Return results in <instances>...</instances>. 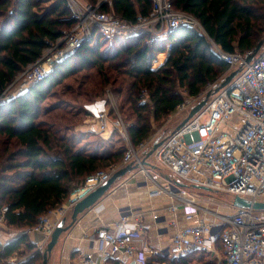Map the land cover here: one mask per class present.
<instances>
[{
	"label": "trees",
	"instance_id": "trees-1",
	"mask_svg": "<svg viewBox=\"0 0 264 264\" xmlns=\"http://www.w3.org/2000/svg\"><path fill=\"white\" fill-rule=\"evenodd\" d=\"M100 1L89 0L94 5ZM170 1L195 16L205 31L198 26L176 28L170 36L173 46L159 67H153V60L167 51L165 41L151 43L149 34L143 33L124 37L123 44L117 43L122 37H115L105 45L109 38L98 36L55 63L27 90L0 102V213L8 206L7 223L16 228L6 232L8 241H0V264H8L16 253L35 251L28 228L35 226L40 216L62 206L88 176L120 162L126 151L117 129L109 138L92 130L89 135L94 140L81 145L77 133L70 132L71 126L63 127L62 132L40 120L45 113L43 102L56 85L82 70L95 72L90 78L96 97L104 95L108 85H115L119 95L125 93L126 105L133 113L129 134L137 145L151 137L155 123L186 100L182 88L190 97H197L209 84L217 86L229 74V64L214 51L212 40L227 52L247 55L264 38V0ZM101 10L136 22L140 15L152 12L153 0H105ZM75 23L67 0H53L45 8L42 0H0V93ZM145 90L148 97L143 101ZM110 115L117 117L114 111ZM116 135L123 145L116 146ZM217 245L221 249L223 242ZM42 257L41 252H35L22 264H43ZM209 257L210 253L203 251L166 261L213 264Z\"/></svg>",
	"mask_w": 264,
	"mask_h": 264
},
{
	"label": "built area",
	"instance_id": "built-area-1",
	"mask_svg": "<svg viewBox=\"0 0 264 264\" xmlns=\"http://www.w3.org/2000/svg\"><path fill=\"white\" fill-rule=\"evenodd\" d=\"M100 2L94 5L90 2L83 4L81 0H67L78 27L70 35L64 32L66 44L57 54L47 60L44 58L49 54H44L26 69L22 76L26 77L29 86L48 74L47 64L61 62L77 53L85 41L93 42L98 36L113 39L147 33L151 43L169 40V52L173 46L170 36L179 26H198L205 31L195 16L175 8L170 0H153L152 12L148 16L140 15L136 22L101 11ZM152 17H156L154 23L150 21L142 25ZM58 40L52 44L51 50L60 47ZM212 44L214 51L229 64V73L240 66L241 70L227 85L211 95L184 125L165 136L151 156H147L148 151L157 138L150 137L134 144L129 134L130 124L120 115L116 118L110 116L111 109L117 108V104H110L109 98L103 99L101 106L87 104L85 107L99 122L101 131L112 123L123 137L126 151L120 169L129 163L136 164V170L151 187L149 194L165 195L171 199V204L164 210H183L186 223L180 226L177 221H172L178 229L164 253L172 258H181L204 251L211 254L215 260L213 264H264V210L234 203L236 195L252 201H264V45L247 62V55L242 52H227L214 40ZM23 86L16 94L29 88ZM215 88L216 83H212L199 96H189L177 105L174 113L191 110L209 90ZM11 96L9 94L8 97ZM3 98L4 94L0 93V102ZM117 168V164H111L108 169L88 176L71 196V202L82 199L109 180ZM187 183L234 196L229 202L216 199L212 204L211 198L192 192ZM66 207L68 205L64 204L39 217L38 223L29 228L28 233L41 234L43 241L36 242L35 251L23 258L15 254L10 258V264H22L35 252L43 253L57 226L59 218L54 220V217ZM7 211L8 206L2 207L0 234L10 228L5 216ZM154 217L159 218V214ZM146 234L147 227L141 217L123 215L115 222L96 228L93 239L98 244L97 248L81 251L78 262L115 264L117 254L133 259L138 251L136 240L140 238L145 240L144 249L154 253L145 239ZM220 241L223 242L221 249L217 245Z\"/></svg>",
	"mask_w": 264,
	"mask_h": 264
},
{
	"label": "crops",
	"instance_id": "crops-1",
	"mask_svg": "<svg viewBox=\"0 0 264 264\" xmlns=\"http://www.w3.org/2000/svg\"><path fill=\"white\" fill-rule=\"evenodd\" d=\"M76 130L80 132L100 131L104 137L108 138L116 128L112 123H109L108 128L101 131L99 122L92 116H89L83 125L76 127ZM124 177L126 178L122 177V180H118L96 204L80 214L74 225L60 237L59 245L54 250L50 264H79L78 255L81 251L96 249L98 246L97 242L93 239L96 228L115 222L123 215H133L134 217H141L143 219L147 227L145 239H147L149 246L155 252L150 253L145 250V240L144 238H140L136 240L138 251L133 259H128L121 254H117L114 263L170 264L166 260L172 257L164 253L163 250H166L170 246L174 234L178 229V226L172 225V221H177L180 226L186 223L183 210L175 212L164 210L165 206L171 204V199L165 195H150L149 190L151 187L136 169L127 173ZM193 186L202 189L198 186ZM194 193H200L207 197L205 193L200 191ZM209 198H211L212 204L216 202V198ZM155 214H159V218L156 219L154 217ZM28 234L30 240L34 243L42 242L44 239L39 233ZM209 258H212L211 254ZM212 260L214 259L212 258ZM191 264L203 263L194 262Z\"/></svg>",
	"mask_w": 264,
	"mask_h": 264
},
{
	"label": "rangeland",
	"instance_id": "rangeland-1",
	"mask_svg": "<svg viewBox=\"0 0 264 264\" xmlns=\"http://www.w3.org/2000/svg\"><path fill=\"white\" fill-rule=\"evenodd\" d=\"M52 1L53 0H42V6L44 8L49 6V4ZM81 1L83 2V4H87L89 2V0H81ZM102 4L103 3H101V2H100V5L98 4L100 6V8H101ZM78 9H82V6H78ZM107 13H111V12H107ZM111 14H113V13H111ZM155 19H156V17H152V18L148 19L146 22H143L142 25L147 24V22L149 24V23H151L150 21H152L154 23ZM76 24L77 23H75L70 29L66 30L65 35L68 33H69L68 35H70L71 32L75 29V27H78L77 26L78 24L77 25ZM64 36L58 40V42L60 43V47L56 48L55 50H51V47H52V45H51L50 47H48L44 51V54H47V55L49 54L47 57L44 58V60H47V58L50 57L51 55L53 56V55L57 54L58 51L64 47V45L66 44V40H67V39H65ZM118 37H122V38H118L117 43L123 44L125 42L124 36H118ZM111 42L112 41L109 38V40L107 41V43H105V45L110 44ZM165 42H166V44H168L169 40H166ZM55 43H57V42H55ZM167 51L163 55H159L155 60H153V67L154 68L159 67L161 64H163L165 62L167 56L169 55V53ZM160 57H162V58H160ZM55 63H58V62H54L53 64H47V65L45 64L46 70L48 73L53 69V67L55 66ZM27 68H25L23 71L18 73L17 77L12 81V83L3 92H1L4 94L3 99H6L9 96V94H10V96L11 95L12 96L17 95L16 91L19 88H21L23 85H24L23 88L29 87V85L27 84L26 77L22 76V74L26 71ZM92 74H95V72L89 71V70H82L80 72H77L76 74L69 76L63 82L56 85L53 88L52 93H50L48 98L43 102V112H45V113L44 114L42 113L41 117H40V120H45L50 124H54L55 127L57 126V127L61 128L62 132H64L63 130L65 127L71 126L70 127L71 129L69 128L71 130L70 132H73V133L76 132L77 133L76 135L80 138L81 145L86 144V142H91L94 140V138L89 135L90 131L80 132V131L76 130V127H78V125L79 126L83 125L85 120L88 119L89 116H91V115L86 114V112L90 113L87 110V108L85 107L87 104H91V106H93V105L94 106H101L100 104H102L101 102L103 101V99L109 98L110 104H117V108L111 109V111H114V113L117 116L120 115L121 117H123V119L125 120V122L128 125L134 121L133 117H132L133 113L128 108V105H126L125 93L123 95H119L115 90V87H114L115 85H113V84L108 85L105 88V94L104 95L99 96V97L94 96L95 93H92L94 82H93V78H90V76ZM181 91L186 96V99H188L189 98V95L187 94L188 91L185 88H182ZM146 93H147V91L145 90V92L143 94V97H144L143 100H147L148 95ZM124 103H125V108L122 109V104H124ZM85 109H86V111H85ZM189 112H190V110H185L183 112H177V113L173 112V113L169 114L162 121L155 123L154 130L152 132L151 137L164 138L165 136L169 135L175 129V127L178 124H180L183 119L186 118V116L188 115ZM110 116L112 117V115H110ZM129 127H130V125H129ZM102 136L104 137V135H102ZM105 138H107V137H105ZM115 138H116L115 139L116 141H114V142H116L115 144L117 147L121 146V145H123V143H125V141L123 143L121 142L118 135H116ZM109 142H110V139H108L107 144H109ZM114 164H117V166H118L117 171H118L120 169V167L122 166V160L120 162H117ZM108 167L103 168L102 170H106V169H108ZM123 178H126V177H123ZM123 178H121L119 180H122ZM187 185L189 186V188L192 191H194V192L200 191L202 193H205L207 195V197L208 196L214 197L219 202H229L232 199V197L234 196V195H230V194H227V193H224L221 191L199 189V188H196L192 184H189V183H187ZM75 192H77V188L75 190H73L69 199H67L66 202L63 203V205L67 204L68 207H66L64 210L59 212L57 214L58 216L54 217V220H57L59 218L57 221V224L64 217L67 219L66 224H69L71 222L73 209H74V206L77 202V201L71 202V196ZM58 210H60V208ZM15 229L12 228L11 226H10V228L9 227L6 228L7 232L14 231ZM27 231H29V228ZM65 232H63L61 236H63ZM6 236H7L6 232L4 234H1L0 235V241L6 242L8 239V237H6ZM60 239H59V241H60ZM59 241L52 251V254L49 258L48 264H50V262L52 260L54 250L59 245ZM46 249H47V245H45L42 256H43ZM29 253H32V252H29ZM29 253H25L24 255L20 254L19 258H23L24 256L29 255ZM43 260H44V257H42V261ZM8 264H10V262H8Z\"/></svg>",
	"mask_w": 264,
	"mask_h": 264
},
{
	"label": "water",
	"instance_id": "water-1",
	"mask_svg": "<svg viewBox=\"0 0 264 264\" xmlns=\"http://www.w3.org/2000/svg\"><path fill=\"white\" fill-rule=\"evenodd\" d=\"M105 1V0H104ZM104 1L102 3H104ZM264 45V38L257 44V46L254 48V50L247 54L246 61L250 62L258 53V51L261 49V47ZM168 57V56H167ZM241 70V66L236 68L235 70L231 71L222 81L219 85L216 86L214 90H209L205 97L200 100L197 104H195L186 118L181 122V124L178 126L181 127L184 125L196 112H198L207 102L209 97L213 95L214 93L218 92L221 88H223L225 85H227L235 76L236 74ZM164 141V138L158 137L151 148L148 151L147 156H151L155 149L161 145ZM137 165L134 163H129L127 166L119 169L116 173L112 175V177L104 182L103 184L97 186L92 192L84 196L82 199L78 200L74 206L73 213H72V220L69 224H66L67 219L64 217L56 226L51 240L47 244V249L45 250L43 257V264H48L49 258L52 254V251L56 244L58 243L60 236L63 232L70 229L74 223L78 220V217L80 214L85 212L87 209L91 208L94 204H96L111 188L112 186L122 177H124L127 173L131 172L132 170L136 169ZM234 203L237 206L241 207H253L257 210H264V201H252L245 197L236 195L234 198Z\"/></svg>",
	"mask_w": 264,
	"mask_h": 264
}]
</instances>
